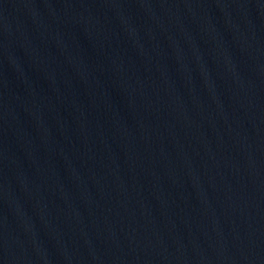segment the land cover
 Segmentation results:
<instances>
[{
    "label": "water",
    "instance_id": "95a60500",
    "mask_svg": "<svg viewBox=\"0 0 264 264\" xmlns=\"http://www.w3.org/2000/svg\"><path fill=\"white\" fill-rule=\"evenodd\" d=\"M0 264H264V0H0Z\"/></svg>",
    "mask_w": 264,
    "mask_h": 264
}]
</instances>
